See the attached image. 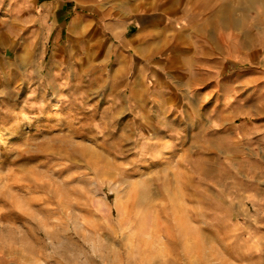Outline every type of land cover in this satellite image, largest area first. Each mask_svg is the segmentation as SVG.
<instances>
[{"label": "rangeland", "instance_id": "obj_1", "mask_svg": "<svg viewBox=\"0 0 264 264\" xmlns=\"http://www.w3.org/2000/svg\"><path fill=\"white\" fill-rule=\"evenodd\" d=\"M9 2L0 264H264V0L241 14L242 59L215 76L201 68L186 99L167 97L173 77L156 92L135 69L103 78L90 60L86 83H39L34 29L10 19L20 14ZM45 48L51 58L57 45Z\"/></svg>", "mask_w": 264, "mask_h": 264}, {"label": "crops", "instance_id": "obj_2", "mask_svg": "<svg viewBox=\"0 0 264 264\" xmlns=\"http://www.w3.org/2000/svg\"><path fill=\"white\" fill-rule=\"evenodd\" d=\"M9 1L20 14V19H10L20 21L21 28L31 24L34 29L31 42L38 52L34 77L39 83H86L90 60L98 62V76L103 78L109 67L122 77L135 69V84L148 89L154 83L156 92H164L172 88L169 82L162 83L167 75L176 83L168 98H195V76L209 74L201 68L211 69L215 76V69L242 59L238 40L245 33L241 14L246 13L247 0ZM158 7L161 14H156ZM24 15L31 17L24 21ZM50 42L57 45L51 58L45 48ZM89 45L96 49L89 51ZM18 51L16 58L22 60L23 45ZM45 67L49 71L44 74ZM245 83L240 81V88Z\"/></svg>", "mask_w": 264, "mask_h": 264}]
</instances>
